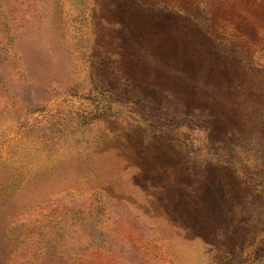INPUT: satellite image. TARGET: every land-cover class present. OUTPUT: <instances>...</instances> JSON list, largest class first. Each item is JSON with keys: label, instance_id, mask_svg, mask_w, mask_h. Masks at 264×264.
Instances as JSON below:
<instances>
[{"label": "rangeland", "instance_id": "374dc122", "mask_svg": "<svg viewBox=\"0 0 264 264\" xmlns=\"http://www.w3.org/2000/svg\"><path fill=\"white\" fill-rule=\"evenodd\" d=\"M0 264H264V0H0Z\"/></svg>", "mask_w": 264, "mask_h": 264}]
</instances>
